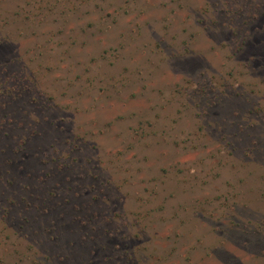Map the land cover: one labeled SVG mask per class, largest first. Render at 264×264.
<instances>
[{"label":"rangeland","instance_id":"obj_1","mask_svg":"<svg viewBox=\"0 0 264 264\" xmlns=\"http://www.w3.org/2000/svg\"><path fill=\"white\" fill-rule=\"evenodd\" d=\"M0 264H264V0H0Z\"/></svg>","mask_w":264,"mask_h":264}]
</instances>
